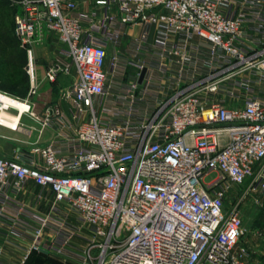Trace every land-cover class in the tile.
<instances>
[{
	"label": "built area",
	"instance_id": "built-area-1",
	"mask_svg": "<svg viewBox=\"0 0 264 264\" xmlns=\"http://www.w3.org/2000/svg\"><path fill=\"white\" fill-rule=\"evenodd\" d=\"M16 2L31 92L47 33L58 47L45 78L71 77L59 95L68 112L48 103L39 116L0 90L55 130L0 155V227L30 239L19 264L34 252L76 264H249L239 207L264 206V0ZM27 181L44 213L15 201Z\"/></svg>",
	"mask_w": 264,
	"mask_h": 264
},
{
	"label": "rangeland",
	"instance_id": "rangeland-1",
	"mask_svg": "<svg viewBox=\"0 0 264 264\" xmlns=\"http://www.w3.org/2000/svg\"><path fill=\"white\" fill-rule=\"evenodd\" d=\"M16 1L17 0H0V34L3 33L9 37L13 35V37L19 41L15 35V16L20 9ZM2 43V38L0 37V48L3 45ZM19 46L22 51L25 52V54L23 53L25 56V63L21 66L24 73L21 72V74L18 75L20 79H22L23 76L27 79L25 95L20 97L28 99L33 104V109L39 116L41 115L45 104L60 103L62 106L67 104L60 100L59 95L61 88L66 86L69 83V80H64V77H59L57 81L50 82L45 78V70L50 64H52L54 53L58 47L56 35L47 33L45 41L42 44L35 46V64L37 65V79L35 83L36 92H31L30 77L27 73V53L25 49L21 47L20 41ZM4 60L5 56L0 55V62ZM1 71V81L10 78L13 75L10 72V68L7 66L1 65ZM10 112L15 113L13 110H10ZM49 128L50 127L46 126L42 130V123L39 119L27 115L19 121L18 130H12L0 125V150L7 141L12 142L16 147H23L26 149L30 148L35 143L43 144V138ZM50 136L51 135L48 137ZM262 198H264V194L260 195V199ZM233 205V195H230L227 200V206L232 207ZM239 209L243 217V235L241 237V242L245 243L249 248V263L264 264V206L259 202H254L252 199L247 198L240 205ZM40 256L46 259L44 264H76L48 254Z\"/></svg>",
	"mask_w": 264,
	"mask_h": 264
},
{
	"label": "crops",
	"instance_id": "crops-1",
	"mask_svg": "<svg viewBox=\"0 0 264 264\" xmlns=\"http://www.w3.org/2000/svg\"><path fill=\"white\" fill-rule=\"evenodd\" d=\"M79 7L81 9V8H83V5L81 4ZM141 30H142V26L139 24L130 25L127 28V32H126L125 38H124L125 44L123 47V54H126V55L129 54V52H128L129 49H128L127 44L129 43L131 38L138 36L140 34ZM155 35H156V29H155V27H152L150 30V33H149V37H148V44L153 43V41L155 39ZM145 56H147V54H145L144 52L136 55L137 58H145ZM60 77H62V78L64 77V80H69V82H70V79H71L70 76L60 75ZM260 95H263V94H260ZM63 108L68 112L69 105L65 104L63 106ZM54 134H55L54 128L50 127L47 130L46 135L43 138L44 143L49 142L54 137ZM49 135H51L52 137L51 136L48 137ZM40 138H41V136H40ZM19 148L20 147H16L12 142L7 141L2 146V149L0 150V155L12 156V155H14L15 150H17ZM21 149H26V148L21 147ZM38 191H39L38 186L34 185V183L31 181H27V183H25L23 189H21L15 195V201L19 205L24 206L27 209H30V210L33 209V210H36L37 212L44 213L45 211L48 210L49 204L46 201L37 203L36 196H37ZM5 215H6V217L4 219L10 225L11 222L14 221V217H13L14 215L11 214L10 212H6ZM20 217L24 218V217H26V215L22 213L20 215ZM44 239L50 240V237L48 235H45ZM80 242H81V240H80ZM29 243H30V239L28 236L13 232L11 230L10 226L0 227V248H1L0 264H19L22 261V259L24 258L25 254L27 253ZM52 256H54V255H52ZM252 261H253V259H252ZM248 263H249V260H248Z\"/></svg>",
	"mask_w": 264,
	"mask_h": 264
},
{
	"label": "trees",
	"instance_id": "trees-1",
	"mask_svg": "<svg viewBox=\"0 0 264 264\" xmlns=\"http://www.w3.org/2000/svg\"><path fill=\"white\" fill-rule=\"evenodd\" d=\"M0 37L3 42V45L0 48V55L5 56V60L0 62V64L9 67L10 72L14 75V77L12 75V77L6 78L4 81L0 80V90L14 95L24 96L27 88V79L24 76L20 79L18 74L23 72L21 66L25 63V56L23 55L25 52L22 51L19 46V41L16 40L13 35L9 37L1 33ZM1 65L0 77L2 74ZM40 255L43 254L36 252L32 253L26 260L25 264H44L46 259Z\"/></svg>",
	"mask_w": 264,
	"mask_h": 264
},
{
	"label": "bare ground",
	"instance_id": "bare-ground-1",
	"mask_svg": "<svg viewBox=\"0 0 264 264\" xmlns=\"http://www.w3.org/2000/svg\"><path fill=\"white\" fill-rule=\"evenodd\" d=\"M0 105L3 108L2 111H0V125L8 127L10 129L18 130L19 121H21L22 119L21 117L23 115L22 111L26 107V105L14 101L2 94H0ZM11 105L18 106L21 112H17V113L10 112V110H12L10 109Z\"/></svg>",
	"mask_w": 264,
	"mask_h": 264
},
{
	"label": "water",
	"instance_id": "water-1",
	"mask_svg": "<svg viewBox=\"0 0 264 264\" xmlns=\"http://www.w3.org/2000/svg\"><path fill=\"white\" fill-rule=\"evenodd\" d=\"M145 70L142 71L141 77H140V81L142 80L143 76H144Z\"/></svg>",
	"mask_w": 264,
	"mask_h": 264
}]
</instances>
